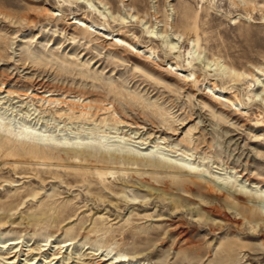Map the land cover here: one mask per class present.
<instances>
[{
    "label": "rangeland",
    "instance_id": "rangeland-1",
    "mask_svg": "<svg viewBox=\"0 0 264 264\" xmlns=\"http://www.w3.org/2000/svg\"><path fill=\"white\" fill-rule=\"evenodd\" d=\"M260 70L264 0H0V264H264Z\"/></svg>",
    "mask_w": 264,
    "mask_h": 264
},
{
    "label": "bare ground",
    "instance_id": "bare-ground-1",
    "mask_svg": "<svg viewBox=\"0 0 264 264\" xmlns=\"http://www.w3.org/2000/svg\"><path fill=\"white\" fill-rule=\"evenodd\" d=\"M47 9V8H46ZM36 12V11H35ZM47 12L49 13V12H51V11H49V10H47ZM46 14V13H45ZM53 14L54 13H52V14H50V16H53ZM70 23H76L78 26H87V24H86V22L84 21V20H81V19H79V21L78 22H76V21H72V22H70ZM105 38H110L109 36H105ZM116 39L114 40V41H116V42H118V43H120L121 45H124V46H129L130 45V43H128L125 39H121L120 37L119 38H117V37H115ZM264 76V70H260V76ZM36 84H38V83H36ZM39 88H46V85L44 84V83H39ZM217 90H219L220 91V89H218L217 87H216V85H212L210 88H209V91H207V92H204V94H202V95H204L205 96V94H209L210 92L211 93H213V95L214 96H212V98L215 100V103L218 105L219 104V106H228V107H230L231 109H233V105L234 104H236L237 103V99L235 98V96H233L232 95V98L230 97H228V98H226V99H222V98H220V95H216L217 94ZM0 91H2L1 90V87H0ZM7 93L8 92H10L9 90H5ZM219 94V93H218ZM37 98H39V99H41V97L40 96H37ZM43 100H48V101H50L51 100V102H56V100L55 99H43ZM261 100L262 101H264V97H262L261 98ZM203 105L204 106H206V107H210L207 103H203ZM237 110V109H236ZM131 125V124H130ZM212 211V209H209V212H211ZM19 251V250H18ZM41 251H43V250H41ZM92 257L94 256V255H91ZM56 257V256H55ZM5 259H10V261H8L7 263L8 264H10V263H14V261L13 260H15V259H19V255H18V252L15 250V253L13 254V255H10V256H5L4 257ZM95 260V259H94ZM93 260V261H94ZM99 260V259H98ZM101 260H103V259H101ZM17 261V260H16ZM93 261H92V258L90 259V260H88L86 263H84V264H92L93 263ZM6 263V262H5ZM48 263H50V262H48ZM97 264V263H96Z\"/></svg>",
    "mask_w": 264,
    "mask_h": 264
}]
</instances>
